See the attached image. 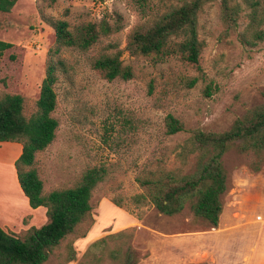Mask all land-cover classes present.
Masks as SVG:
<instances>
[{
    "label": "rangeland",
    "instance_id": "obj_1",
    "mask_svg": "<svg viewBox=\"0 0 264 264\" xmlns=\"http://www.w3.org/2000/svg\"><path fill=\"white\" fill-rule=\"evenodd\" d=\"M185 1L19 0L10 13L0 12V40L13 45L0 52V98L22 96L27 116L37 110L56 45L48 20H65L72 30L103 22L112 29L89 51L64 49L60 56L66 70L59 72L53 113L59 128L35 165L44 192L76 185L93 167L105 166L110 174L94 191L92 217L46 264H126L130 256L133 264H264L256 263L264 252V153L260 158L243 153L237 142L224 155L227 190L216 228L196 217L190 205L167 216L153 205L137 208L130 202L143 192L138 175L159 165L182 166L178 154L192 131L225 132L252 110L264 108V39H255L264 22L253 21L255 9L248 0H234L240 6L235 22L227 21L220 0L203 6L198 64L179 54L159 60L131 53L128 45L136 31ZM117 51L134 73L128 81H108L92 66L94 58ZM168 116L185 131L167 135ZM17 149L20 144H0V189L28 215L4 230L24 237L31 221V228H40L48 218L46 208H31L20 188L13 161ZM188 162L192 169L194 157ZM102 239L106 243L89 256L91 244Z\"/></svg>",
    "mask_w": 264,
    "mask_h": 264
},
{
    "label": "trees",
    "instance_id": "obj_2",
    "mask_svg": "<svg viewBox=\"0 0 264 264\" xmlns=\"http://www.w3.org/2000/svg\"><path fill=\"white\" fill-rule=\"evenodd\" d=\"M19 0H0V12L10 13ZM216 0H189L172 8L149 27L136 31L128 45L132 54L154 56L163 59L179 54L191 64H198L202 54V42L198 33V14L203 6ZM226 19L235 22L240 6L234 0H220ZM255 9L254 22H264V0L250 1ZM260 20V21H259ZM56 34V45L49 53L46 77L42 83L37 110L25 114V100L20 95L7 94L0 98V143H16L22 153L15 162L20 188L32 209H47L48 221L40 228L29 229L24 237L0 227V264H46L52 253L74 234L82 223L92 217L94 191L104 183L109 169L105 166L88 169L80 181L68 188L44 192V183L35 169L37 155L44 152L56 139L59 121L53 116L57 109L56 85L59 72L66 70L64 49L87 52L97 45L103 36L112 32L110 25L89 23L75 30L65 20H48ZM256 40L264 39V31H256ZM13 47L0 40V52ZM92 66L108 81L133 78L131 67L123 64L122 53L117 51L94 58ZM193 82L192 84H194ZM210 96L211 93L208 92ZM185 131L181 122L168 116L166 134L178 135ZM239 142L243 153H253L259 158L264 153V108L252 110L245 118L235 122L225 132L192 131L191 137L181 146L178 157L182 166L166 168L161 165L141 173L136 181L143 192L134 195L130 202L137 208L153 205L161 214L174 216L190 205L193 214L206 220L213 228L219 225L223 211L222 195L227 190V173L223 157L230 147ZM195 159L188 169L189 158ZM256 170H260L257 165ZM121 206L118 201H114ZM106 243L95 241L87 254L94 255ZM73 252L68 263L73 261ZM126 264L131 263V256Z\"/></svg>",
    "mask_w": 264,
    "mask_h": 264
},
{
    "label": "crops",
    "instance_id": "obj_3",
    "mask_svg": "<svg viewBox=\"0 0 264 264\" xmlns=\"http://www.w3.org/2000/svg\"><path fill=\"white\" fill-rule=\"evenodd\" d=\"M17 153H18L17 156H15L13 160L14 163L16 162V160L20 157L22 153V146H21V149L19 150L17 149ZM15 212L19 213L20 211H18V209L14 206V202L10 201L9 198L6 196V194L0 189V227L1 228L8 231V229L14 228V225L18 224L20 220H23L24 218L28 216L22 212H20V214L15 215ZM32 223L33 222L31 221V227L33 225ZM31 227H29V229ZM244 256L245 255H241V261L243 260ZM257 259H258V256H257ZM256 261H257L256 263H259V262L264 263V252L261 255V257H259V259Z\"/></svg>",
    "mask_w": 264,
    "mask_h": 264
}]
</instances>
